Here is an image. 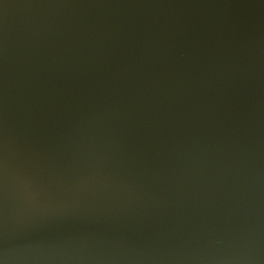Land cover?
<instances>
[{"label":"water","instance_id":"water-1","mask_svg":"<svg viewBox=\"0 0 264 264\" xmlns=\"http://www.w3.org/2000/svg\"><path fill=\"white\" fill-rule=\"evenodd\" d=\"M0 264H264V0H0Z\"/></svg>","mask_w":264,"mask_h":264}]
</instances>
